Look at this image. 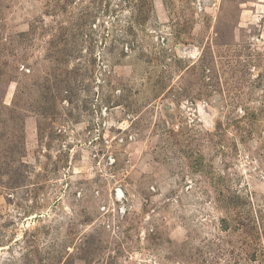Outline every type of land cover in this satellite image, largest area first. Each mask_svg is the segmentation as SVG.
I'll return each mask as SVG.
<instances>
[{
    "label": "rangeland",
    "instance_id": "374dc122",
    "mask_svg": "<svg viewBox=\"0 0 264 264\" xmlns=\"http://www.w3.org/2000/svg\"><path fill=\"white\" fill-rule=\"evenodd\" d=\"M0 264H264V0H0Z\"/></svg>",
    "mask_w": 264,
    "mask_h": 264
}]
</instances>
